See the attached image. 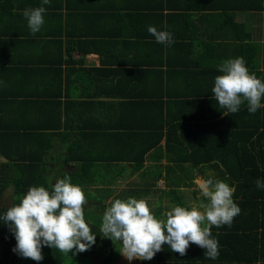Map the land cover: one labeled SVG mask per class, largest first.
I'll use <instances>...</instances> for the list:
<instances>
[{
    "label": "crops",
    "instance_id": "0c3cea01",
    "mask_svg": "<svg viewBox=\"0 0 264 264\" xmlns=\"http://www.w3.org/2000/svg\"><path fill=\"white\" fill-rule=\"evenodd\" d=\"M238 1L50 0L43 5L44 26L32 35L23 12L42 6V0H0V65L7 64L0 85L5 83L7 90L16 91L21 78L15 69H20L27 80L21 89L37 94L62 91L61 97L53 99L61 101L53 104V115L58 122L57 112L63 114L62 121H66L71 136L53 138V149L47 153L52 183L62 172L78 170L80 163L66 161L71 145L92 151L84 160L95 167L100 165L104 171L96 177L98 184L100 179L105 182L118 174L135 175L131 171L133 164L124 162L128 169L121 174V164L109 161L117 152L141 154L146 142L140 133H145L148 125L160 126L178 116L200 120L202 115H213V69L242 43L236 39L237 30L261 28L264 19V12L248 11ZM149 26L171 32L175 42L171 46L158 44L147 31ZM251 31L252 40L259 41L257 31ZM260 65L264 71V63ZM22 70L26 71L21 73ZM181 101L190 104L183 107ZM185 109L188 110L182 113ZM190 127L202 129L196 124ZM178 131L174 139L182 138ZM165 145L166 138L146 155L140 170L144 171L148 161L152 162L145 171L148 174L155 165L165 170L161 177L148 175L150 183L155 184L149 195L139 196L151 198L160 214L176 205L193 207L187 192L192 189L198 201L199 194L194 191L201 180H207V174L204 177L189 164V176L182 171L169 175ZM128 179L125 183H130ZM121 182L117 196L126 200L130 196ZM191 183L194 185L185 186ZM87 211L94 209L89 205ZM206 260L209 264L213 261Z\"/></svg>",
    "mask_w": 264,
    "mask_h": 264
},
{
    "label": "trees",
    "instance_id": "16d2710c",
    "mask_svg": "<svg viewBox=\"0 0 264 264\" xmlns=\"http://www.w3.org/2000/svg\"><path fill=\"white\" fill-rule=\"evenodd\" d=\"M238 2L248 11L264 12V0ZM237 31L236 39L242 43L230 52L232 55L226 60L243 57L250 73H255L257 78L264 81V71L261 70L260 65L264 63V44L252 40L253 33L248 31L247 27ZM256 62L259 65H256ZM6 66L5 62L0 65V84ZM218 66L216 65L213 69L215 76L221 74ZM11 68L14 67L11 65ZM25 71L22 70L21 73ZM15 73L18 78H21L20 86L16 91L7 90L4 87L5 83L0 85V244L2 243L0 264H37L36 261L23 258L13 251L17 242L12 231L4 224L2 217L8 208L20 202L30 187L44 186L51 191L53 177L49 174L50 162L47 160V153L53 149V138L56 135L66 139H69L71 135L67 133L66 121H62L61 112H57L58 122L54 120L53 104L59 105L61 101L59 99L53 101V99L61 97L62 91L58 90L55 94H37L23 90L20 87L27 83V80L20 74V69H15ZM210 93H213L212 89ZM214 102L216 111L208 118L202 115L200 120H193L190 117L184 119L178 116L170 122L168 120L163 122L160 126L148 125L145 133H140L146 142L141 154H117V152L109 162L121 164L118 165L121 168V174H125L128 169L123 165L124 162L133 164L131 170L133 174L139 173L144 167L146 155L160 146L162 140L166 138L165 157L170 163L166 172L169 175V172L180 171L183 175L189 174L190 170H187V164H189L193 169L198 168L204 177L207 176V179L224 181L235 188L233 199L241 208V213L234 218L231 228L225 225L211 229L212 237L221 239V247L219 246V258L210 264H257L258 261L264 264V190L257 189L255 186L256 180L264 181V107L258 109L255 114H250L245 103L239 112L233 114L220 108L216 100ZM261 103L264 104V99ZM189 104L190 102H180L183 107ZM186 110L188 109L183 110L182 113ZM193 124L199 125L202 129L192 130L190 126ZM177 131L180 132L181 139H174ZM41 146H43L42 149H39L38 147ZM68 149L70 155L67 157V163L78 162L80 166L76 172H62L61 176L55 179L69 176L71 183L79 185L82 189L84 186L97 183L96 177L104 171L100 169V165L95 167L89 160H84V157L91 155L92 151L89 148L73 145ZM158 169L161 168L155 165L149 174L141 173L138 184L132 186L134 194L128 191V196L136 198L149 195V190L155 183H150L148 175L161 177L164 172L161 173L162 171ZM211 171L214 173L213 176H210ZM98 184L103 185V181ZM193 185L191 183L185 186ZM6 191L12 192L11 199L9 198L10 205L3 204ZM198 193L199 189H196L194 194ZM159 213L160 211L157 212ZM89 226L93 234L97 235L96 241H101L93 245L100 247L93 249L92 246L89 250L97 260V264H116L121 249L117 251L113 248L120 243L116 242L108 246L109 239L103 233H99L97 226L91 224ZM86 254L87 251L66 256L57 249L43 247L44 259L39 264H67V261L70 264L72 260L75 261L76 256L82 260V264L85 261V264H96L87 261ZM69 257L70 260H68ZM156 264L209 263L205 258V249L191 244L184 256L172 252L167 245H164L163 250L156 254Z\"/></svg>",
    "mask_w": 264,
    "mask_h": 264
},
{
    "label": "clouds",
    "instance_id": "9594fccd",
    "mask_svg": "<svg viewBox=\"0 0 264 264\" xmlns=\"http://www.w3.org/2000/svg\"><path fill=\"white\" fill-rule=\"evenodd\" d=\"M49 3L42 0V6L24 10L32 35L44 26L43 5ZM147 31L158 44L171 46L175 42L171 32L155 26H149ZM218 71L221 74L215 77L212 92L220 108L235 114L246 103L248 112L255 114L264 107V81L250 73L243 57L222 61ZM255 186L264 190V181L256 180ZM199 191L204 200L197 206H173L163 218L155 216L145 199H115L101 211L100 231L107 239L120 243V254L129 262L150 261L164 245L184 256L191 244L205 249V258L216 260L219 243L211 229L225 225L231 228L241 208L233 199L235 188L224 181L201 180ZM87 203L83 189L72 184L69 176L56 179L51 191L44 186L30 187L2 217L17 242L13 251L37 264L44 259L43 247L57 249L66 256L88 251L95 245L97 235L85 220Z\"/></svg>",
    "mask_w": 264,
    "mask_h": 264
},
{
    "label": "rangeland",
    "instance_id": "374dc122",
    "mask_svg": "<svg viewBox=\"0 0 264 264\" xmlns=\"http://www.w3.org/2000/svg\"><path fill=\"white\" fill-rule=\"evenodd\" d=\"M249 29H250V31L251 30H256L257 31V35H258L257 39L264 44V19L261 20V28L259 26H257L255 28L249 27ZM259 30H260V32H259ZM152 155H153V153H152ZM64 165H66V163ZM184 165H182V167ZM151 166H152V162L148 161L146 163L145 168L143 169L144 171H142L140 173H137V174H135L133 176L128 177L127 175L121 176V175L118 174V176L116 178L103 182V185H100V184L96 183L95 185H92V186H87V187L84 186L83 187V191H84V193H85V195L87 197V201H88V204L85 206V209H86L85 210V220L89 224H91L92 226H97V228L99 230V233L101 234L102 232L99 229V227L101 228V224H102V215L103 214L101 213V211L104 212L105 208L108 207L110 205V203L112 201H114L115 199H120L117 196V194L120 193V190H117V188L121 189V184L119 182L124 181L123 187H125L127 189V191L132 193V192H134V191H130L131 190L130 188L134 184L132 182L134 180L136 182H139V179H137L136 177H138L139 174L144 173L146 170H149V168ZM65 169L69 170L70 168L65 167ZM158 171H162L161 173H163L165 170L164 169H158ZM184 172H185V170H184ZM129 173L131 174V172H129ZM169 173L170 174H177V172H173V173L169 172ZM206 174H208V172ZM213 175H214V173L211 171L210 172V176H213ZM185 176H189V175H187L185 173ZM127 179H128L127 182H130V183H125ZM99 182H102V180L100 179ZM110 185H112V186L109 187ZM129 185H130V187H129ZM197 185H198V188H199V184H197ZM135 192H137V191H135ZM11 194H12L11 191H6L5 192V197L3 199V204L10 205L11 201L9 200V198L11 199ZM198 194L199 195L197 197H200L199 198L200 200L196 201L193 198L192 189L187 192V199H188L189 203L191 204V206H197L199 204V201L201 202V201L204 200V198L200 195V191H199ZM201 197H202V199H201ZM136 199L139 200V199H143V198L137 197ZM145 200H147L149 206L151 207L152 212L155 214V216L157 218H163L164 215L168 212V211L167 212L162 211L161 214L160 213L157 214L159 209H156L155 207H158V205L155 202H153L151 198H147ZM158 203H160V202H158ZM89 205L94 209L93 212H88L87 211V206H89ZM94 215H96V216H94ZM93 216H94V218H93ZM96 242H101V241H96ZM116 242L117 241H112V240L109 239V241L107 243H108V246H110L112 243H116ZM99 245H101V243ZM93 247H94L93 249H97V247H100V246H93ZM1 248H2V243L0 244V251H1ZM113 249H116L117 251H119L121 249V245L116 246ZM89 250L87 251V254H86V260L91 262V263L95 262L97 264V260L94 258L93 254L91 252H89ZM0 256H1V252H0ZM75 258H76L75 261L72 260L70 262V264H82V260L78 256H76ZM68 260H70V257L68 258ZM68 263H69V261H67V264ZM85 263H86V261H85ZM85 263H83V264H85ZM116 264H156V255L150 261L149 260H144V261L133 260V261L129 262L127 259H125L120 254L119 260L117 261Z\"/></svg>",
    "mask_w": 264,
    "mask_h": 264
}]
</instances>
